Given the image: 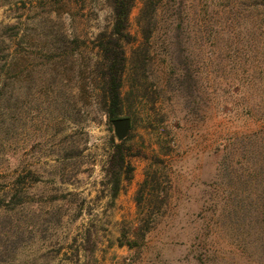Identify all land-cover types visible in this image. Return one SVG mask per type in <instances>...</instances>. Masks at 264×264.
Segmentation results:
<instances>
[{
	"label": "rangeland",
	"instance_id": "obj_1",
	"mask_svg": "<svg viewBox=\"0 0 264 264\" xmlns=\"http://www.w3.org/2000/svg\"><path fill=\"white\" fill-rule=\"evenodd\" d=\"M112 13L0 0V264H264V0H136L124 140L101 91ZM114 142L131 163L116 198ZM161 159L162 216L119 246Z\"/></svg>",
	"mask_w": 264,
	"mask_h": 264
},
{
	"label": "trees",
	"instance_id": "obj_2",
	"mask_svg": "<svg viewBox=\"0 0 264 264\" xmlns=\"http://www.w3.org/2000/svg\"><path fill=\"white\" fill-rule=\"evenodd\" d=\"M109 2L113 12L112 28L99 35L97 44L103 59L100 69L103 103L105 112L112 121L120 117L123 112L122 86L127 66L125 44L133 41L130 24L136 0H109ZM113 149L109 158L107 175L112 185V196L116 198L122 189L124 180L131 179L128 172L124 171L131 163L126 156L124 142H114ZM167 172V165L161 159L146 173L135 196L138 208L137 223L134 228L122 231L118 238L119 246L139 247L158 223L162 216V207L168 201V188L166 190V187L162 185L160 175L165 176L167 184L171 186Z\"/></svg>",
	"mask_w": 264,
	"mask_h": 264
},
{
	"label": "water",
	"instance_id": "obj_3",
	"mask_svg": "<svg viewBox=\"0 0 264 264\" xmlns=\"http://www.w3.org/2000/svg\"><path fill=\"white\" fill-rule=\"evenodd\" d=\"M112 124L114 125L115 135L119 140H124L129 136L132 127L130 117L115 118L112 120Z\"/></svg>",
	"mask_w": 264,
	"mask_h": 264
}]
</instances>
